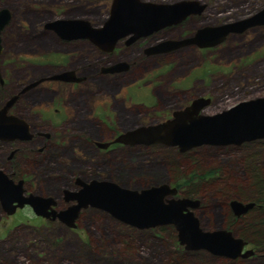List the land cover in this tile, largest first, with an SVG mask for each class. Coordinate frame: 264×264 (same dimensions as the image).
Returning a JSON list of instances; mask_svg holds the SVG:
<instances>
[{
    "label": "rangeland",
    "instance_id": "obj_1",
    "mask_svg": "<svg viewBox=\"0 0 264 264\" xmlns=\"http://www.w3.org/2000/svg\"><path fill=\"white\" fill-rule=\"evenodd\" d=\"M58 1L0 0V4L12 8L15 15L4 38L3 52L8 75L14 81L5 89L6 92L3 90L0 94L7 96L8 88L14 90L18 82L38 78L59 68L55 51L62 46L57 44L52 33L45 32L43 24L46 20L57 16H81L95 26H102L110 15L113 0ZM145 1L163 3L179 0ZM199 1L206 4L203 13L189 19L171 35L234 21L264 6V0ZM162 36L157 35L147 42H157ZM144 44L146 42L126 52V57L130 61L139 57L134 74L146 72L147 78L162 74L160 78L164 82L154 88L152 97L141 91L132 101L129 98L124 103L120 99L115 101L107 85H117L113 80L117 78L97 77L93 89L108 93L96 94L89 100L81 96L66 109L64 104L62 107L57 103L48 106L51 102L47 98L42 105L29 99L28 108L23 109L22 103L17 110L40 132L48 130L54 134L51 148L44 157L29 156L28 152L22 151L18 163H8L6 156L10 149L0 144V147L7 148L0 151V169L16 179H25L29 192L56 195L60 197L59 201H62V189L72 184L73 174L77 172L83 177H111L134 189L180 182L183 184L180 197L185 195L201 201L194 210L201 226L206 230L222 228L233 214L232 200L249 202L255 196V191L250 188L253 180L257 187L264 189L261 176L263 172L264 178V139L242 145H202L186 152H181L178 147L154 144L123 147L106 153L96 152L91 147L73 154L72 138L82 136L107 140L113 136L112 130L164 121L190 95L212 98L211 105L203 112L207 114L222 111L242 100L264 96V26L230 34L214 49L186 47L172 56L145 57L142 51ZM80 49L70 63L79 67L81 72L96 69V62L105 58L92 45L82 44ZM147 70L154 71V74ZM123 78L130 80L131 74ZM68 89L66 87L63 91L67 98L75 95ZM40 90L41 87L37 91ZM122 95H131V89L125 88ZM135 101L145 102L153 109L143 104L136 105ZM59 106L63 116L54 114L52 110ZM95 107L97 111L102 109L101 113L104 111L103 121L94 114ZM92 121H98V125L94 126ZM85 125H89L86 131L96 132L73 130L74 126ZM80 143L86 146L84 142ZM34 159L43 166L34 163ZM196 175H208V179L200 181ZM236 229L239 231L236 234H239L240 227L236 226ZM261 253L258 249V254L250 260L231 263L206 251H187L179 244L173 225L137 229L108 213L95 214L88 210L79 226L71 229L60 221L36 216L29 206L7 215L0 202V264H264Z\"/></svg>",
    "mask_w": 264,
    "mask_h": 264
},
{
    "label": "water",
    "instance_id": "obj_2",
    "mask_svg": "<svg viewBox=\"0 0 264 264\" xmlns=\"http://www.w3.org/2000/svg\"><path fill=\"white\" fill-rule=\"evenodd\" d=\"M206 4L199 0L154 2L144 0H113L110 15L102 26H95L87 19H55L45 24L65 39L88 38L98 48L112 51L117 42L131 35L128 43L147 36L167 26L181 23L192 14H201ZM11 18L7 7L0 8V54L2 53L1 32ZM264 26V6L246 17L217 25L199 28L194 35L183 39H165L146 48L148 54L172 51L197 45L201 48L223 43L230 34L243 33L250 28ZM128 68L127 62L104 67V72H117ZM46 79L79 81L73 71H65L31 83L25 90ZM17 96L0 109V139H30L29 123L13 114H8ZM211 103L209 97H197L191 104L173 112L171 118L140 125L120 134L114 142L128 145L162 144L178 147L186 152L202 145H242L264 139V96L242 100L222 111L203 113ZM107 148L110 143H98ZM77 190L65 189L63 198L74 202L67 208L57 210L58 200L53 196L25 193L24 180L15 181L0 169V202L7 215L29 206L37 216L60 220L70 228L77 226L76 220L83 209L97 208L115 219L137 229H152L173 225L180 245L187 251L204 250L212 255L236 259L249 258L254 249L244 251L247 240L237 237L227 228L206 230L195 214L201 201L191 197H177L179 190L170 183L154 184L141 189L123 186L111 180L77 178ZM255 201L232 200L230 206L236 216L247 213L256 206Z\"/></svg>",
    "mask_w": 264,
    "mask_h": 264
},
{
    "label": "flooded vegetation",
    "instance_id": "obj_3",
    "mask_svg": "<svg viewBox=\"0 0 264 264\" xmlns=\"http://www.w3.org/2000/svg\"><path fill=\"white\" fill-rule=\"evenodd\" d=\"M60 2L62 0H59ZM58 1V2H59ZM88 0H86L85 2H87ZM145 1V0H144ZM113 2V1H112ZM160 3V2H159ZM112 5V4H111ZM3 7H7L9 8V10L11 11V18L9 20V22L6 24V26L4 27V29L1 32V37H2V53L0 54V91H5V89L9 86H11L12 82L14 81L13 79H11V75H8V69L3 61L4 58V49H5V44H4V38L6 33L11 29V26L14 22V11L12 8H10L7 5L4 4H0V8ZM203 13V12H202ZM201 13V14H202ZM201 14H192L190 16H188L185 20H183L181 23L175 24V25H171V26H167L157 32H154L150 35L147 36H141L140 38H138L136 41L132 42V43H128V39H130L131 35H127L124 38H121L115 48L112 51H104L101 50L100 48H98L95 44L92 43V41L88 38H77V39H65L62 36H60V34L58 32H56L53 29H48L45 27V24L49 21L55 20V19H73V18H83V19H87L85 17H81V16H57L51 19H48L44 22L43 27L46 33H52L57 39V44L61 45L62 48H57V50L55 51V55L58 57L57 62L59 65H57L59 68L51 71L45 75H42L38 78H26V80L22 81V82H18L17 86L15 87L14 90H10V88H8L9 92L8 94L6 93L7 96L0 94V109H2L14 96H17L16 100L14 101L13 105L9 108L8 110V114H13L19 118H22L24 120H26L24 117H22L20 114V112L17 110V107L19 104L24 103V105H22L23 109L28 108V103H29V99H33L35 101H33L34 104H43L45 98L50 99V104L48 106H52V104L57 103L62 107V104L65 105V109L68 105H72V101H74V99H77L79 97H85L87 98V100H89L92 96L96 95V94H106L108 93L107 91H102V90H94L93 89V84L97 81L95 78L97 77H104L106 79H110V78H117V79H113L115 81H117V85H107L110 89H111V93H113L112 97L115 101H118L119 99L124 103L128 98L133 99V97L139 96V93L142 91L144 94L149 95L150 97H152V95H154V88L160 86L161 84H163V78H160L162 76V74H154V71H150L147 70L150 73H153V78L149 77L147 78L146 72L145 73H140V74H134V67L138 64L139 62V57L137 59H134L133 61H130L128 59V57H126V52H128L129 50H131L132 48H134L135 46H138L140 43L142 42H146V44H144V48H143V54L145 57H153V56H172L174 54H176L178 51L186 48V47H196L200 50H210V49H214L217 46H213V47H207V48H201L197 45H189V46H184V47H180L177 49H174L172 51H167V52H160V53H152V54H148L146 52V48L151 46V45H155L165 39H183L189 36H192L195 34V32L199 29L197 28L196 31H189L185 33L181 32V34H179L178 36L176 35H171V33L178 28H181L180 26L184 25V23H186L187 21H189V19H191L192 17H194L195 15H201ZM89 20V19H87ZM90 21V20H89ZM91 22V21H90ZM92 23V22H91ZM217 25V24H216ZM263 27V26H260ZM22 29V27H20ZM24 28V27H23ZM256 28V27H254ZM254 28H250L249 30H253ZM159 35H163L161 38L158 39V41H153V42H147L151 39H153L154 37ZM92 45L96 48V50L100 53V55L102 56V58L105 56L104 60L100 59L99 61L96 62V69H89L88 72H81L79 67H75L73 65H71L70 61L71 59H73L76 55H78L79 50L81 51V45ZM220 45V44H219ZM118 53H121V55L119 56ZM125 55V56H124ZM86 56H89L86 55ZM121 62H127L128 63V68H126L125 70H121V71H117V72H104L103 68L104 67H108V66H112L114 64L117 63H121ZM92 64V62H89ZM157 70V69H155ZM65 71H73L75 73L76 77H79L80 80L79 81H63V80H52V79H46L44 81H42L41 83H39L38 85L29 88L27 90L24 91V89H26L31 83H33L34 81H37L41 78H47L50 77L54 74H58V73H62ZM149 73V74H150ZM131 74V79H124L123 77L127 76ZM41 87V90L38 92L37 90ZM66 87H68L69 91L75 95H73L72 97H68L65 96V93L63 92ZM125 88H130L131 89V95L125 96L122 95L123 90ZM6 92V91H5ZM189 94V93H188ZM198 97H204V96H198ZM197 98V96H188L187 99H185L183 101V103L176 107L174 109V111L179 110L181 108L186 107L187 105L191 104L192 101ZM210 98V97H209ZM211 103H212V98H211ZM210 103V105H211ZM135 104L140 105L143 104L144 106H147L148 108L153 109L151 106L147 105L145 102H137L135 101ZM208 105V106H210ZM31 106V105H30ZM54 107L52 110L54 112V114L56 115H61L63 116V110L61 107ZM207 106V107H208ZM49 107V108H50ZM102 109H100L101 111ZM107 110V109H106ZM205 109H203L202 112H204ZM100 111L96 110V107L94 109V114H98V116L96 115V117L100 120L103 121L104 119V115H102L104 113H101ZM173 111V112H174ZM173 112L171 113V117L173 115ZM107 114V112H106ZM164 115V114H163ZM169 116V118H171ZM166 118L165 120L169 119ZM27 121V120H26ZM163 121V120H162ZM28 122V121H27ZM95 124H93L94 126L98 125V121H92ZM160 122V121H159ZM30 125V132L33 134V137L30 139H26V140H22V139H15V140H1L0 139V144L1 145H7L6 147H8L10 149L9 153L6 156V160L8 163H18V158H19V154L22 151H26L28 152L29 156H33V157H44V155L48 152V150L51 148V142H53V137L54 134L53 133H49L50 131L46 130L45 132H40L37 129V126L32 125L30 122H28ZM91 125V124H89ZM89 125H85L84 127H73V130L78 131V132H84V133H95L96 130L94 132L92 131H86V127ZM137 126H133L131 128H127V129H117L116 130H112L113 131V136L110 139H94L92 137L89 138H85L82 136H75L72 138V144H71V150L74 154L75 151L78 150H88L89 148L93 147L94 150H96V152H100V153H106L108 151H114L117 150L119 148H123V147H134V146H139V145H126L120 142H114L115 139L122 133H124L125 131L131 130L133 128H135ZM42 129V128H41ZM37 139H41L40 141H36ZM80 142H84V144L86 145L85 147L82 146V144ZM29 143V145H28ZM40 144L39 146L36 145ZM98 143H110V145L107 148H102L98 145ZM20 144H25V146H22ZM54 144L56 145V147L59 148V146L57 145V142H54ZM79 144V145H77ZM30 146V149L29 147ZM32 147V148H31ZM3 150H7V148L0 147V151ZM85 152V151H84ZM38 159H34V163H39V165L43 166V163H40V161H37ZM43 161V160H42ZM85 162V161H84ZM108 161H104L103 163H107ZM85 165V163L83 164ZM11 178H13L16 182L23 179V178H19L16 179L13 176H10ZM77 178H81L84 181H91L92 179H99V180H111L114 182H117L123 186H126L125 184L111 178V177H103V176H98V175H91L88 177H83L81 175V173L77 172L73 174V178H72V184L66 186L65 188L62 189V201L60 200V197L58 196H53L58 200V204L56 206L57 210H61L64 208H67L69 205L73 204L74 202H66L63 198V191L65 189H72V190H77L80 188L79 185L76 184V180ZM24 180V188H25V193L26 194H30L33 192H29L28 189L25 187L26 181ZM172 181H175L174 179ZM180 183V182H179ZM171 184V183H170ZM178 183H176L175 185L171 184L172 186H176L179 190V193L177 195V197H180L181 192V188L177 186ZM128 187V186H126ZM130 188V187H129ZM37 194V193H35ZM41 195V194H40ZM45 196V195H44ZM48 196H52V195H48ZM185 196V195H184ZM183 197V196H182ZM189 197V196H186ZM192 198V197H191ZM63 202V203H62ZM244 202V201H243ZM28 207V206H26ZM25 207V208H26ZM257 207V204L256 206ZM254 207V208H255ZM254 208L250 209L247 213L241 215V216H236L234 214V212L232 211V215H234L236 218H241L243 216L248 215ZM24 209V208H21ZM18 209V210H21ZM17 210V211H18ZM88 210H92L94 213H105V211L101 210V209H97V208H92L89 207L87 209H83L79 215V217L76 220V224L77 226L75 228H71V229H76L79 226L80 220L83 217V215L85 214L86 211ZM37 216V215H36ZM42 219L48 220V221H60V220H51V219H47L45 217L42 216H38ZM61 222V221H60ZM62 223V222H61ZM64 224V223H63ZM166 226V225H165ZM222 228H227L230 229L228 227H222ZM232 230V229H230ZM233 231V230H232ZM234 232V231H233ZM235 233V232H234ZM235 235L237 237H241L243 239H245L244 237L238 235L235 233ZM246 240V239H245ZM248 244L245 246L244 251L252 248L255 251V254L253 256H250L249 258H243V257H238L236 259H231V258H225L227 261H230L231 263H237V261H248L250 260L252 257H255L256 254H258V247L254 244H252L250 241H248ZM182 246V245H181ZM184 247V246H183ZM199 251H204V250H199ZM199 251H192V252H199ZM207 252V251H206ZM209 253V252H208ZM260 255L264 256V253L262 252ZM215 256V255H214ZM216 257H220V256H216Z\"/></svg>",
    "mask_w": 264,
    "mask_h": 264
},
{
    "label": "trees",
    "instance_id": "obj_4",
    "mask_svg": "<svg viewBox=\"0 0 264 264\" xmlns=\"http://www.w3.org/2000/svg\"><path fill=\"white\" fill-rule=\"evenodd\" d=\"M262 172V171H261ZM198 176V175H196ZM208 175H199L200 181L208 179ZM262 179L263 172H262ZM191 177L194 178L195 174L192 173ZM177 186L182 187V183H178ZM250 188L255 191V196L250 198L251 201H255L257 203V207H255L248 215L243 216L241 218H236L231 214V219L225 223V226L232 229L235 233L239 232L236 229V226L240 227V233L238 235L244 237L246 240L250 241L252 244L256 245L260 251H264V189H260L254 183L250 185ZM186 195H189L187 192ZM96 214V213H95Z\"/></svg>",
    "mask_w": 264,
    "mask_h": 264
}]
</instances>
